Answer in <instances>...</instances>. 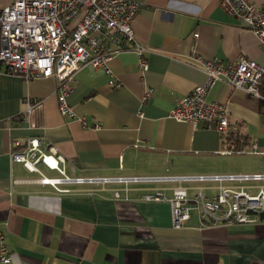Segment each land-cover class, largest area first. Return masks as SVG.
I'll return each instance as SVG.
<instances>
[{
  "label": "crops",
  "instance_id": "crops-1",
  "mask_svg": "<svg viewBox=\"0 0 264 264\" xmlns=\"http://www.w3.org/2000/svg\"><path fill=\"white\" fill-rule=\"evenodd\" d=\"M134 1L139 10L131 27L136 42L147 48L148 68L139 72L133 51L115 55L110 67L121 83L116 90L107 88L102 70L81 68L67 97L77 119L60 115L52 78L26 81L5 74L0 64V232L9 264H264V223L212 224L191 211L177 230L169 203L141 199L152 193L171 198L177 188L188 199L198 192L212 199L219 187L244 184L117 181L264 174L259 100L225 82L214 85L207 101L227 104L228 137L201 123L193 127L168 117L178 100L206 81L192 54L222 64L244 58L264 68V48L220 9L218 0ZM251 2L264 8V0ZM145 89L152 96L143 104ZM27 101L40 103L28 115ZM32 137L65 158L66 176L97 181L60 185L69 191L63 194L39 184V177H29L37 173L9 157L11 141ZM235 137L239 143L234 145L230 139ZM231 144L255 146L257 154H219Z\"/></svg>",
  "mask_w": 264,
  "mask_h": 264
},
{
  "label": "built area",
  "instance_id": "built-area-1",
  "mask_svg": "<svg viewBox=\"0 0 264 264\" xmlns=\"http://www.w3.org/2000/svg\"><path fill=\"white\" fill-rule=\"evenodd\" d=\"M220 9L239 25L250 30L264 48V8L256 7L251 0H218ZM139 5L134 0H13L0 7V64L5 74L20 77L26 81L37 78H52L56 84L58 110L65 120L77 119L67 97L76 83V73L85 66L102 70L108 77L107 88L116 90L121 83L115 77L110 61L122 52L133 51L137 56L136 67L141 74L148 68L147 48L136 42L131 24L137 15ZM77 20L74 25L70 23ZM191 58L206 76L203 85L196 86L187 96L178 100L168 117L176 123L195 127L201 123L213 128L223 137L231 134L226 103L208 102L209 91L218 82H225L231 88L244 92L248 97L263 100L260 84L264 68L247 59L236 63L222 64L205 60L195 54ZM152 96L151 89H145L141 102L147 103ZM40 106L39 102H26L25 113L30 114ZM86 127L84 119H78ZM33 128L34 125H31ZM98 129V126L94 127ZM219 154L252 155L256 147L237 148L229 146ZM9 157L13 163L22 165L27 171L37 173V182L53 187L58 193H69L58 186L63 184H84L94 179L69 178L65 175V158L53 146L41 138L32 137L13 140ZM57 172L60 177L47 178L39 167ZM236 182L245 187H219L218 194L206 199L198 192L194 199H188L184 189L177 188L171 198L159 193L145 194V202H166L171 206V223L174 229H182L196 211L200 220L205 217L212 224L256 225L264 223V174H240L229 176H195L164 178H119L118 182ZM108 181V180H103ZM254 184H260L255 186ZM119 195L115 193V198ZM11 261L6 239L0 232V262Z\"/></svg>",
  "mask_w": 264,
  "mask_h": 264
},
{
  "label": "rangeland",
  "instance_id": "rangeland-1",
  "mask_svg": "<svg viewBox=\"0 0 264 264\" xmlns=\"http://www.w3.org/2000/svg\"><path fill=\"white\" fill-rule=\"evenodd\" d=\"M13 0H0V7H5L7 5H9L10 3H12ZM77 20H74L70 23L69 26H72L75 24ZM40 172L42 173V175H44L47 178H54V177H58L59 175L56 172H51L48 171L46 168L44 167H39ZM40 175L38 174H29V177H39Z\"/></svg>",
  "mask_w": 264,
  "mask_h": 264
},
{
  "label": "trees",
  "instance_id": "trees-1",
  "mask_svg": "<svg viewBox=\"0 0 264 264\" xmlns=\"http://www.w3.org/2000/svg\"><path fill=\"white\" fill-rule=\"evenodd\" d=\"M260 94H261V96H262V98H263V100H261L260 101V103H261V106H262V108H263V110H264V76H263V78H262V80H261V84H260ZM239 138L238 137H235V138H233V139H230V140H232V143L234 144V143H236V144H238L239 143V140H238ZM241 143V142H240ZM232 145V144H231ZM235 145V144H234ZM240 145H242V143L241 144H239V146ZM237 147V146H236Z\"/></svg>",
  "mask_w": 264,
  "mask_h": 264
},
{
  "label": "water",
  "instance_id": "water-1",
  "mask_svg": "<svg viewBox=\"0 0 264 264\" xmlns=\"http://www.w3.org/2000/svg\"><path fill=\"white\" fill-rule=\"evenodd\" d=\"M224 264H227V262L225 261V263Z\"/></svg>",
  "mask_w": 264,
  "mask_h": 264
}]
</instances>
